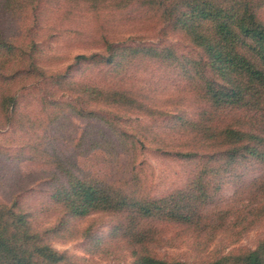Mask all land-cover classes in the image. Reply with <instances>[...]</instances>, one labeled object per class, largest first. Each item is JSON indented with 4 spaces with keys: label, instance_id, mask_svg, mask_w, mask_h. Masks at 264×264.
I'll return each mask as SVG.
<instances>
[{
    "label": "trees",
    "instance_id": "obj_1",
    "mask_svg": "<svg viewBox=\"0 0 264 264\" xmlns=\"http://www.w3.org/2000/svg\"><path fill=\"white\" fill-rule=\"evenodd\" d=\"M54 41L90 52L57 67L45 46ZM71 116L87 123L68 130ZM145 153L179 162L182 183L156 191ZM24 162L44 169L20 170ZM257 165L264 0H0V192L9 195L0 264H88L52 242L81 236L98 252L92 225L76 222L102 213L117 217L111 234L126 241L129 264H264V237L206 261L152 250L161 225L183 227L202 247L226 227L236 238L253 228L264 217V172L233 204L214 203ZM44 215L55 220L41 227Z\"/></svg>",
    "mask_w": 264,
    "mask_h": 264
},
{
    "label": "rangeland",
    "instance_id": "obj_2",
    "mask_svg": "<svg viewBox=\"0 0 264 264\" xmlns=\"http://www.w3.org/2000/svg\"><path fill=\"white\" fill-rule=\"evenodd\" d=\"M125 38L128 43L132 41H152L151 39H138V37H130L128 35L125 36ZM167 41L178 43L182 46V43L177 37L170 36ZM45 46L48 47L47 51L50 49V53L57 55L58 58L56 62H53L57 67H65L68 65L72 62L74 55L78 53L90 52V49H84L82 46L73 43L69 44L67 41H54L47 43ZM185 49L187 48L185 47ZM86 123V120L71 116V125L67 127V129L72 130V128H75L79 130L81 127H84ZM144 156L154 167L155 177L153 185L156 191L165 192L182 183L184 171L179 162L157 159L146 153ZM19 169L23 171L33 170L39 172L44 168L34 163L24 162L19 165ZM263 172L264 166L257 165L254 166L253 170L249 171L241 181L224 183L216 196L214 204L218 206L233 204L234 200H237L239 194H241L242 186L248 184L252 179L261 175ZM31 186L39 189L40 183H33ZM31 195L34 197L36 193L33 192ZM8 196L7 193L0 192V198L6 201L9 199ZM24 201L27 203L28 199ZM54 220L53 217L44 215L37 220V224L41 227H45L52 224ZM116 220V216L103 213L77 220L76 224L80 228L92 225L91 230L93 236L98 235L102 240L98 252H90L89 247L90 250H92L90 244L81 236L68 241L55 240L52 242V245L58 250H65L78 258H82L84 262L88 264H129L132 260V254L126 241L119 236L111 234V229ZM161 228V241L158 245L152 246L153 252L158 257L165 259L176 258L184 261H206L216 256L235 252L241 248L255 247L257 242L264 237V217L253 228L244 232L239 238H236L234 229L232 230L230 227L222 229L206 247H202L199 242L201 240L198 241L193 236L189 235L181 226L161 225Z\"/></svg>",
    "mask_w": 264,
    "mask_h": 264
}]
</instances>
